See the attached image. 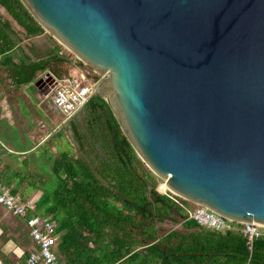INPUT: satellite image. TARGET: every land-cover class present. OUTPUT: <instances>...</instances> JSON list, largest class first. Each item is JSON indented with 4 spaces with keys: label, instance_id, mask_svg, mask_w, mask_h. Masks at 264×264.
<instances>
[{
    "label": "water",
    "instance_id": "water-1",
    "mask_svg": "<svg viewBox=\"0 0 264 264\" xmlns=\"http://www.w3.org/2000/svg\"><path fill=\"white\" fill-rule=\"evenodd\" d=\"M20 1L171 193L264 227V0Z\"/></svg>",
    "mask_w": 264,
    "mask_h": 264
},
{
    "label": "trees",
    "instance_id": "trees-1",
    "mask_svg": "<svg viewBox=\"0 0 264 264\" xmlns=\"http://www.w3.org/2000/svg\"><path fill=\"white\" fill-rule=\"evenodd\" d=\"M0 6L16 25L0 13V75L15 86L36 82L46 70L58 78L69 77L71 61L58 44L21 45L45 33L22 2L0 0ZM66 127L75 152L56 151L51 160L55 187H42L36 200V212L49 217L59 234L53 247L59 261L264 264V234L250 251L239 224L225 231L202 227L188 218L185 200L157 190L156 176L139 158L103 97L89 98ZM0 179L12 193L30 196L13 184L14 174L1 170Z\"/></svg>",
    "mask_w": 264,
    "mask_h": 264
},
{
    "label": "rangeland",
    "instance_id": "rangeland-1",
    "mask_svg": "<svg viewBox=\"0 0 264 264\" xmlns=\"http://www.w3.org/2000/svg\"><path fill=\"white\" fill-rule=\"evenodd\" d=\"M0 13L4 18L12 22L1 6ZM14 26L16 25L14 24ZM50 43L58 44L61 47V52L65 53L71 61V74L69 76L78 79L85 77V81L93 83L92 79L86 76L83 70L82 60L76 57L73 52L68 50L47 30L40 36L25 39L21 45L29 46L34 44L43 46V44L49 45ZM26 51H28L27 48ZM34 82L23 87L9 88L0 81V141L4 146L16 149L26 148L30 146L33 141L32 136H35L38 130L41 129L43 133L45 130L50 129L54 119L59 121L63 118L60 112L49 108L50 101L48 96L50 92L40 90L39 87L34 85ZM64 126L65 124L58 130L55 128L56 131L53 133V130L50 133L52 134L50 141L44 142L37 149L27 154L17 155L7 150L8 153L5 155V159L15 168L19 176L25 177L21 184L24 186L27 182L26 189H20L25 190L27 193L30 192V196L36 193L37 190L41 192L42 187L46 191L54 189L55 177L51 172V160L55 156L56 151L75 152L74 143L70 138V130L68 127L65 129ZM154 175L157 178V190L159 192L185 200L168 190L164 183L165 178ZM41 181H44L43 186H39ZM24 195L27 194L24 193ZM185 201L189 208L194 207L193 202ZM166 226L170 227V223Z\"/></svg>",
    "mask_w": 264,
    "mask_h": 264
},
{
    "label": "built area",
    "instance_id": "built-area-1",
    "mask_svg": "<svg viewBox=\"0 0 264 264\" xmlns=\"http://www.w3.org/2000/svg\"><path fill=\"white\" fill-rule=\"evenodd\" d=\"M36 81L42 84L45 91L50 92L49 101L54 110L61 113L64 120L74 115L84 105L93 86V83L85 81V77L58 78L48 70L40 72ZM193 205V208L186 209L188 218L202 227L225 231L239 224V231L247 238L250 251L254 240L264 234V227L254 222H236L203 204L193 203ZM0 206L25 219L29 234L36 246L19 264H67L59 261L53 250L59 240V234L55 231L50 218L31 213L36 210L35 199L23 198L19 194L12 193L10 186L0 179Z\"/></svg>",
    "mask_w": 264,
    "mask_h": 264
},
{
    "label": "crops",
    "instance_id": "crops-1",
    "mask_svg": "<svg viewBox=\"0 0 264 264\" xmlns=\"http://www.w3.org/2000/svg\"><path fill=\"white\" fill-rule=\"evenodd\" d=\"M0 81H2L9 88H16L15 85L9 83V80L5 78V74L0 75ZM20 86L23 87L24 85ZM40 90L45 91L44 88ZM48 106L50 109L54 110L50 104ZM63 122V118L59 121L54 119L50 129L45 130L43 133L41 132V129L38 130V133L35 136H32L33 141L30 146L23 149L4 146L0 141V171L4 170L9 175L14 174L15 181L13 184L15 186H21L19 188L26 189L27 182L24 186L21 184L25 177L16 175L17 172L15 168L5 159V155L8 153L7 150L17 155L27 154L28 152L34 151L41 146V144L46 142L48 138L52 136L50 133L53 130L54 133L58 126H60ZM18 180H20V182H18ZM40 194L41 192L37 190L36 193L32 194L29 198L37 200ZM31 213L42 216L37 213L36 210ZM25 224L26 222L24 218L14 215L13 213L7 211L4 207L0 206V264H19L27 257L29 252L36 247L30 234H28L29 228L27 224L26 226Z\"/></svg>",
    "mask_w": 264,
    "mask_h": 264
}]
</instances>
